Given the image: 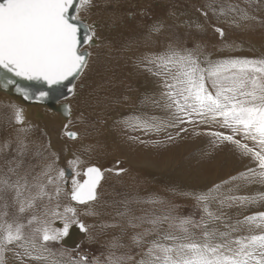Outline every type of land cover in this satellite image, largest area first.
<instances>
[{"label": "rangeland", "instance_id": "1", "mask_svg": "<svg viewBox=\"0 0 264 264\" xmlns=\"http://www.w3.org/2000/svg\"><path fill=\"white\" fill-rule=\"evenodd\" d=\"M91 1L94 16L83 9L81 18L94 22L97 12L116 10L118 34L88 49L86 76L103 73L88 81H106L98 89L77 83L79 92L84 88L81 105L91 96L98 98V107L85 106L89 113L84 119L77 107L79 118L68 129L84 128L85 147L73 146L85 159L77 167L85 164L103 173L100 196L93 201L98 212L78 214L65 193L61 200L67 208L62 219L67 224L86 221L89 240L70 247L40 229L60 217L53 213V188L34 146L22 150L17 139L0 153V264H10L6 250L16 264H46L39 245L67 264H137L145 249L150 264H264V53L255 51H264V0H102L117 2L118 8L114 2L107 7ZM187 11L194 19L186 25ZM172 14L177 26L173 40L160 43L156 34L168 32ZM132 71L145 79L130 78ZM143 80V89L153 93L143 95L151 111L158 101L172 104L160 119L147 112L148 124L144 113L120 114L126 118L113 128L128 141L124 149L131 162H126L99 138L114 109L131 108L135 83ZM102 88L108 90L97 94ZM4 120L8 127L10 120ZM6 127L2 139L10 136ZM144 170L163 176L165 188L142 180L138 172ZM170 182L178 187L174 193L167 191ZM22 199L34 200L33 205L21 209ZM118 229L127 241L123 245ZM162 231L173 233L172 250L145 242ZM141 241L143 249L129 253L128 247ZM31 242L38 246L25 247Z\"/></svg>", "mask_w": 264, "mask_h": 264}, {"label": "bare ground", "instance_id": "2", "mask_svg": "<svg viewBox=\"0 0 264 264\" xmlns=\"http://www.w3.org/2000/svg\"><path fill=\"white\" fill-rule=\"evenodd\" d=\"M101 2L103 5L106 4L107 7H111L112 6L111 4L114 1L112 3H110V1L107 3L106 2L103 3V1L101 0ZM92 4H93V1H91V0H81L80 5H79V9H78V13L76 15L77 18L79 20L84 21L86 26L89 28V32H90L91 39H92V43L88 44L86 47H84L82 51H84V50L88 51V49H91V47H94V46L97 47V46L101 45L102 43H104V41L106 42L110 37L113 38L118 34L117 28L115 26V23L117 21V12H118L116 10L113 11V9H112V11H106V12H104L105 10L104 11L101 10L102 12H99V13L97 12L96 15H97V17H99V20H96L94 22H91L92 20L89 21L87 18H85V19L81 18V16H80L81 11H85L83 9H88L89 13L90 14L92 13V16H94L93 14H94V12H96V9H94L93 6L91 7ZM114 4H116V7L119 6L117 2H114ZM135 5H137V4H135ZM99 7H101L100 4H99ZM225 13H227V12H225ZM184 14L187 18V23H186V25H187V24H189V22L193 21V19H194L193 15H192L193 13H191L190 11H187ZM119 16H121L120 13H119ZM173 16H175V14L174 15L172 14L171 16H169L170 22L172 24H169L167 26L168 32L166 34H164L165 31H164V29H162L160 32H158L156 34L157 35L156 38H157L158 42L162 43L165 39L171 40L172 37L174 36L173 31L175 33L177 26L173 25V22L171 21V17H173ZM223 19H224V17H223ZM227 20L232 21L233 20L232 16H228ZM151 32H153V31H151ZM166 36L168 38H166ZM255 51L257 52L256 54H258V55H259V53H261V54L264 53V51L259 49L258 47H255ZM256 54H254V55H256ZM90 62H91V54L89 53L87 64H86L82 74L79 76V78L75 82L73 94L70 97H68L67 99L62 100V101L60 100L58 102V105L64 103L67 105L66 106L67 108L69 107V112L67 110V113H59L58 111H55V110H53L47 106L41 105V104L25 103L24 99H22L21 97L9 95L8 93H6L5 91L0 89V133H2L3 132L2 129L6 127L5 126L6 121L4 119L10 120L9 126L6 127V130H9L8 135L10 134V136H8L5 139H2V135H4V134H2V135L0 134V153L3 151H7V149H10L9 147L13 148V145H14V143H16L17 139L19 140L18 144H19V146H21L22 150L26 149V148L27 149H33L31 146H34L37 153L35 151L34 152L39 155L40 159H42L44 165L46 166V169H44V170H46V172H44V173L47 174V177H46L47 180L46 181L53 188L51 190V194H50V199H53V201L55 202V205L53 206L55 210L53 211V213L55 215L60 216L59 219L57 218L58 221L54 222L56 219L55 218L52 221L44 223V226L40 229L44 233L49 232V233L53 234V236H55V238L58 237L59 239H61V242H65L66 245H68L67 242L71 243V244H69L70 247H74L75 245L73 243H76L77 241L82 242V241H85L87 239L89 240L90 234H89V229H88L86 221H85V222H83L84 229L80 230L77 227H75L73 230L74 233L72 234V236H70L72 226L77 224L79 221H77L73 224H67L64 221V219H62V217L65 215V212L67 209L66 207L63 206V203L61 202L62 194L65 193L66 197H68L69 206L71 208H75L76 213L81 214L80 212L83 213L86 210H89L88 212H92V213L98 212L94 209V207L98 206L96 204V202L91 201V202L79 205L70 199V196L72 195V193H74L76 191V189L80 187L79 185H81V183L85 179L84 170L87 167L89 168V166L84 164V166L77 167V166H79V164L82 165L83 161L85 159L78 152L76 153L74 151V148H73L74 145H80L81 147H85V141L82 139L84 128L81 130L82 126L80 125L77 128H72V129L69 128L68 129V126L71 125V123L75 120V118L76 119L79 118V117H77L78 112L82 113V115L80 116L79 119L85 118L84 115L89 113V112L88 113L85 112V109H84L85 106L93 105L95 107H98L95 104V102L98 101V98H97V100H94L95 98L93 97V99H92L91 96L90 97L88 96V99L86 100V104H84L83 106L81 105V101L83 102L81 91L84 88L81 89L79 87L81 89V91L79 92V89L77 90V83L81 80V84H82V82L94 84L95 87L98 89V88H100L99 87L100 83L103 84L104 83L103 80H105V79H101L99 81L97 80L95 83H91L88 81V79L90 77L96 76V78H98V77L103 75V73H99V74H94L92 76L91 75L86 76V73L89 71L88 65ZM257 63H260V62H257ZM251 64H252V62L249 63V66ZM243 65H245V63H243ZM90 66H91V64H90ZM119 72L125 73L124 70L119 71ZM128 74L129 75L131 74L130 78L135 76V75H136V77H138V79L144 78V74L140 75L136 72H133V73L128 72ZM110 76H111V74H110ZM108 81H110V80H108ZM115 81L116 80H114V82ZM126 81H128V78L126 79ZM113 84L111 83V85H113ZM135 84H136L135 85V91L136 92L133 94V96L135 98H134V101L130 104L131 105V108L129 109L130 111L129 110H123V109H116V110L114 109V111L111 113V115L113 114L111 116V119L104 126L105 132H103V136H100V138H99V139H101V142L104 143L105 147H107L108 149H109V147L110 148L112 147V149L114 150V157H116L118 159L122 158L124 160H127L126 162H131L129 160V158L127 159L126 151H125L126 149H124L125 146L128 145V141L126 138H124L125 139L124 140L122 138V136L120 135V132L117 131V129L113 128V125H114L113 123L115 121L122 122L121 119L126 118L124 116H121L122 114L129 115L130 113H144V116L146 118L145 123L148 124L147 122H149V121H147V117L151 114H147V112L155 113L154 117L157 116V118L160 119L163 116L162 114L168 112L166 107L171 106V104H172L170 99H167V101H166L167 103L165 102L164 104H163V102L159 103V101H158V104L151 106V108H154V110L151 111L148 108V102H147L148 99L145 98L146 96H143V95L146 93V95L152 96L153 95L152 91L150 90V92H147L146 90L143 89V87H145V89H146V85H147V84H145L144 80L141 83H135ZM85 86L87 87V84ZM88 88L89 87H87L86 90H88ZM107 90L108 89H106V88L105 89L104 88L99 89L97 94H101V92L103 93V91H107ZM84 92H86V91H84ZM90 92H92V90ZM99 97H100V95H99ZM90 102L91 103L93 102V103L91 104ZM104 102H106V101H104ZM79 103H80V105H78ZM77 107L78 108L81 107V108H79V109H81V111H78ZM169 111H170V109H169ZM138 115H139L138 116L139 119H142V115L141 114H138ZM134 116H135V114H134ZM154 123H156V122H154ZM32 129H34V130H32ZM69 132H71V133L74 132V134H76V137L74 139L67 137ZM40 134H41V137H40ZM59 134L60 135L63 134L66 136V138H68V139H66V142H64V140H61V138L59 137ZM11 135H12V137H11ZM13 136H14V138H13ZM42 136H43V138H42ZM45 139H47L46 140L47 144L45 143ZM40 151L45 152V155H41L39 153ZM35 153H33V154H35ZM19 155H20V153H19ZM136 167H137V169H141L140 168L141 165L140 166L136 165ZM146 168H148V167H146ZM146 168H144V169H146ZM67 169H69L73 173H72L71 177H68L66 175V179H64ZM146 171H147V169H146ZM138 173H139L138 175L141 178H143L142 180H144L145 178L149 179L151 183H153L157 186L161 185L165 188L164 184L165 185L167 184L166 182H164L165 178L161 175L157 176V175H154L153 172H145V170L142 171V173L141 172H138ZM50 175H51V177H50ZM139 181H141L140 178H139ZM217 183H218V181H217ZM103 186H104V184L102 185V187ZM138 187H139V185H138ZM99 188L97 190V196L98 197L100 196V191H99L100 189ZM177 188L178 187H177V185L175 186L174 182H170L167 186V191L174 193L175 191H177ZM184 190H190V189L185 188ZM23 200H25V199H22V202H19L21 209L24 210L28 204L31 205V203H32V205H33L34 200H31L28 202H24ZM18 201H20V200H18ZM88 220H90V219H88ZM94 222H97V220H95ZM97 223L102 224L101 220H100V222H97ZM119 230L120 229L117 230L116 237H119L118 238L120 240L119 242H121L120 245H123L127 241L124 239L125 237L124 238L121 237L122 233L121 234L118 233ZM173 237H174L173 233L162 231V232L156 233L155 235H151V236L147 237L145 239V242L150 243V244H156L157 248L160 251L164 250V247H163L164 245H167V248H170L172 250L174 248V246L171 245L172 244L171 241H172ZM140 244H144V242L141 241L139 243V245L138 244L137 245H130L128 247L129 253L132 251H136L139 248H142V245H140ZM117 245H118V243H117ZM36 246H38V244H35L33 242L28 243V245H25V247H32V248H34ZM43 248L44 247L39 245V247L37 248L38 249L37 251H39L43 254L42 259L44 260V263H46V264H67L66 261L63 260L62 258L60 259L58 257H51V254H49V252L47 253V251ZM157 248H155V249H157ZM145 250H144V253L141 254L142 256H140L136 259L135 262H137V264H150L149 262L151 261V258H150L151 256L147 255ZM166 252L167 251H164L163 253H166ZM6 253H7V255H5V261L8 258L11 260L9 262L10 264H16L15 261H13L12 258L10 257V255H11L10 252H8V250H6ZM122 253H124V252H122ZM169 253H171V252H169ZM169 253L167 252L166 254L169 255ZM110 255H112V254H110ZM171 255H173V254L171 253ZM171 255H170V257H171ZM170 257H169V259H170ZM57 258H58V260H56Z\"/></svg>", "mask_w": 264, "mask_h": 264}, {"label": "water", "instance_id": "3", "mask_svg": "<svg viewBox=\"0 0 264 264\" xmlns=\"http://www.w3.org/2000/svg\"><path fill=\"white\" fill-rule=\"evenodd\" d=\"M80 1L0 0L1 90L28 104L69 112L58 102L73 94L89 57L82 50L92 43L89 28L76 16ZM67 136L74 139L76 134ZM84 176L70 196L79 205L96 199L103 180L97 167L85 169ZM77 228L83 230L82 224Z\"/></svg>", "mask_w": 264, "mask_h": 264}, {"label": "crops", "instance_id": "4", "mask_svg": "<svg viewBox=\"0 0 264 264\" xmlns=\"http://www.w3.org/2000/svg\"><path fill=\"white\" fill-rule=\"evenodd\" d=\"M80 167H81V166H80ZM87 168H88V167H87ZM87 168H86V169H87ZM84 171H85V170H84ZM68 173H69V175H68ZM72 173H73V172H71L69 169H67L65 175H67V176L69 177V176L72 175ZM79 186H80V185H79ZM79 186H78V187H79ZM77 189H78V188H77ZM77 189H76V190H77ZM79 222H81V223H82V226H83V222H82V221H79ZM81 223H77V224L73 225L72 228H71V232L74 230L75 227H77L78 224H81ZM72 229H73V230H72ZM83 229H84V227H83ZM80 243H81V242H78V241H77L76 243H73V244H74L75 247H76V246H78ZM69 244H71V243H69Z\"/></svg>", "mask_w": 264, "mask_h": 264}]
</instances>
